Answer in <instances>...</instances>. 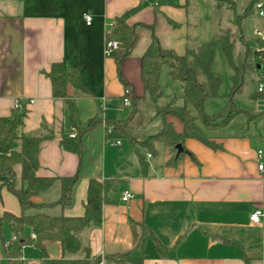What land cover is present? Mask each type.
<instances>
[{"label": "crops", "instance_id": "crops-1", "mask_svg": "<svg viewBox=\"0 0 264 264\" xmlns=\"http://www.w3.org/2000/svg\"><path fill=\"white\" fill-rule=\"evenodd\" d=\"M216 11L211 0H0V117L10 116L15 102L22 103L25 116L18 134L45 135L38 146L35 175L55 179L31 200L49 215L80 217L89 181L118 179L112 201L102 206L100 226L83 235L89 260L132 251L142 264H264V217L259 224L249 222L253 211L264 212V92L257 98L248 94L249 103L237 106L242 110L235 116H242L240 121L234 117L205 131L214 147L186 138L184 152L174 163L171 149L162 142H155L148 152L109 132L130 115V105L122 102L125 90L119 72L133 95L144 97L147 124L146 114L154 113L140 77V56L150 31L139 26H151L161 48L181 55L192 40L189 37L194 39L191 43L204 44L197 38L200 24L209 22L207 16L214 18ZM86 14L91 16L89 25ZM255 14L264 56V17ZM123 15L140 35L118 70L114 56L104 53V42L105 33ZM63 60L78 68L89 92L73 98L78 127L94 121L80 136V155L61 145L63 136L77 135L78 130L67 117L64 101L52 97L45 74ZM67 94H74L72 87H67ZM161 98L158 104L164 103ZM246 114L253 115L249 122ZM152 115L149 119L160 121ZM167 120L181 132L176 119ZM258 151L263 152L262 159L257 158ZM18 167L17 188L21 186ZM74 175L70 204L47 206L60 197L58 179ZM125 191L131 195L127 201L121 199ZM11 196L0 185V215L20 213L17 199ZM31 233L25 229L23 234L29 243L22 247V264H42L44 255L62 258L58 242L46 241L39 248L33 245ZM13 236L4 224L0 260L6 261L3 245ZM68 259L80 260L81 255Z\"/></svg>", "mask_w": 264, "mask_h": 264}, {"label": "trees", "instance_id": "trees-1", "mask_svg": "<svg viewBox=\"0 0 264 264\" xmlns=\"http://www.w3.org/2000/svg\"><path fill=\"white\" fill-rule=\"evenodd\" d=\"M215 9L227 1L233 4L232 0H211ZM259 0H250L244 7L243 16L253 12L255 3ZM256 10V9H255ZM239 17L233 22L238 23ZM143 30L150 31V41L140 56V77L147 99L153 105L154 117L160 118L161 125L157 132L145 136L143 128L144 97H135L132 89L123 81L120 72L119 77L124 85L123 98L130 102V115L124 121L114 124L111 136L124 138L134 146H140L148 152L153 151V145L159 141L171 149L174 163L184 152L183 141L186 138L195 139L205 145L213 146L205 131L218 129L226 125L237 114L241 113L233 99L242 92L247 75H255L260 79L257 66L262 62V53L256 50L260 47L258 37L247 39L239 33L236 37L229 27L220 29L212 34L208 43H191L193 38L185 47L181 55L171 50L161 48L156 37L152 33V27L147 25L139 26ZM140 31L137 26H128L125 23V15L115 19L111 31L105 33V40H117L118 47L111 54L114 56L119 70V64L123 57L128 56L139 38ZM253 42L250 47L247 43ZM220 44L221 50L231 69L230 91L228 102L225 108L212 115H207L203 110L204 102L209 98H216L221 85V79L212 70L215 47ZM242 47V51L237 49ZM163 66L168 68L169 76L180 82L182 94L181 103L173 97L163 104H158L162 96L159 77ZM50 80L51 93L53 98L62 99L67 108V117L71 124L77 127V135L74 137L63 136L62 147L77 155L81 153V134L89 128L94 121H89L85 128H79L75 121V109L73 98L88 95L84 87L77 67H71L66 61L53 63L50 70L45 73ZM73 88L74 94L68 96L67 87ZM261 92H250L249 97L257 98ZM190 105L192 111L187 107ZM247 115L249 122L253 115ZM25 116L24 110H15L10 116L0 117V185L5 186L13 194L20 207V213L15 215L10 212H3L0 215V235L2 226H8L10 232L17 237L16 240L3 245V254L7 264H22V247L29 243L23 236L25 229L34 233L33 245L42 248L46 241L58 242L62 249L61 259H50L46 255L42 264H99L103 259L106 263L113 264H142V258L133 255V252L105 255L102 258L89 260V247L83 243V235L91 227L101 224V210L103 204L111 202V195L118 190V179L112 180H90L87 187L84 213L80 217L53 216L40 211L43 205H37L31 197L41 191L50 188L55 182L54 178L39 177L35 175L38 167L37 152L40 141L45 135L21 136L18 128ZM176 119L182 126L181 132L177 133L168 118ZM199 122L201 127L197 124ZM142 134V136H140ZM180 144L182 151L177 153L175 146ZM20 167L21 186L15 185V167ZM60 185V197L54 203L47 206H67L71 201L72 188L77 181V175L62 177L58 179ZM46 206V205H45ZM34 209L32 213L27 210ZM81 255L80 260H69L74 255Z\"/></svg>", "mask_w": 264, "mask_h": 264}, {"label": "rangeland", "instance_id": "rangeland-1", "mask_svg": "<svg viewBox=\"0 0 264 264\" xmlns=\"http://www.w3.org/2000/svg\"><path fill=\"white\" fill-rule=\"evenodd\" d=\"M232 1L233 4H230L227 1L222 2L221 3L222 6L220 9L216 11L214 18L212 15L207 16V18L210 19L209 22H207L205 25H203V23L200 24L199 32L197 33V38L198 40L200 39L199 40L200 43H208L214 32H217L220 29L226 27H229L231 29L235 37L239 33L244 35L247 39H252L256 37L254 35V29L256 28L255 20L257 16L255 14L256 10L254 9V7L252 9L253 12L248 14L246 17L243 16L244 7L248 4L250 0H232ZM211 11L213 12V10ZM238 17H239L238 23H234L233 21ZM247 44L250 47L254 45L252 41H249ZM237 49L242 51L241 46L238 47L237 45ZM212 70L221 79V85L218 90V96L216 98L207 99L203 104V110L207 115L216 114L222 111L228 102V95L230 91V77L232 72L221 50L220 44H217L215 47V55L213 59ZM259 80L260 79L255 75L246 76L241 94L233 99V102L235 103L236 106L244 107L246 104L249 103L247 96L251 91H255L257 89ZM159 81L162 91L161 99L164 102H166L169 99L176 97L177 102L181 103L180 96L182 94V90H181L180 82L178 80H173L169 76L168 68L166 66H163L161 69ZM148 107L150 109L151 107H153V105L149 102ZM187 107L192 111L190 105H187ZM151 114H153L152 116H154V113H147L145 116V118L149 120L147 124L144 121V112H143V128L141 129V131L145 136L154 134L160 128V127L158 128L157 126L158 124H160L161 121L159 120L156 121L154 120L153 117H152L153 121H151L152 119H149L151 117ZM241 117L242 116L235 117L234 121H240ZM197 124L201 125L199 122H197ZM140 136H142V134ZM18 174H20V169L18 170ZM11 195H12L11 197L16 199V197L13 194ZM0 264H7V262L4 259H2L0 260Z\"/></svg>", "mask_w": 264, "mask_h": 264}, {"label": "built area", "instance_id": "built-area-1", "mask_svg": "<svg viewBox=\"0 0 264 264\" xmlns=\"http://www.w3.org/2000/svg\"><path fill=\"white\" fill-rule=\"evenodd\" d=\"M255 9H256V13L258 15V17H261L263 18L264 17V1L263 0H259L255 3ZM84 20H85V23L87 25L90 24L91 22V16L86 14L84 15ZM254 35L258 38L261 37V30L259 29H255L254 30ZM118 47V41L117 40H108L104 42V53L108 56H110ZM256 50L260 51L262 53V62L260 64V69H259V76H260V80H259V83L257 85V92H264V65H263V48L262 47H257ZM123 104L124 105H130V102L127 98H123L122 100ZM14 108L16 110H20L23 108V105L22 103H19V102H15L14 103ZM109 132H111L109 130ZM75 135L72 134L70 135V137H74ZM116 144L119 143V141H116L115 142ZM149 156V155H148ZM263 157V152L262 151H258L257 152V158L258 159H262ZM257 168L261 171L263 169V164L262 163H259ZM130 194L129 192L125 191L123 194H122V197L121 199L123 201H127L128 198H130ZM264 217V212L261 210V209H256L255 211H253L252 213H250L249 215V222L252 223V224H259L261 219ZM30 237L32 239L35 238V235L34 233H31L30 234ZM12 240H16V237L13 236L12 237ZM99 264H112V263H106L103 259L100 260Z\"/></svg>", "mask_w": 264, "mask_h": 264}, {"label": "water", "instance_id": "water-1", "mask_svg": "<svg viewBox=\"0 0 264 264\" xmlns=\"http://www.w3.org/2000/svg\"><path fill=\"white\" fill-rule=\"evenodd\" d=\"M257 68L259 69V68H260V66L258 65V66H257ZM175 148H176V151H177V153H179V152H181V151H182V147H181V145H180V144H177V145L175 146Z\"/></svg>", "mask_w": 264, "mask_h": 264}]
</instances>
